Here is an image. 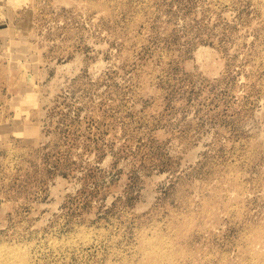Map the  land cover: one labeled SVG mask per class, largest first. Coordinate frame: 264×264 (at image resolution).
<instances>
[{"label":"rangeland","instance_id":"rangeland-1","mask_svg":"<svg viewBox=\"0 0 264 264\" xmlns=\"http://www.w3.org/2000/svg\"><path fill=\"white\" fill-rule=\"evenodd\" d=\"M0 20V264H139L187 209L212 214L195 264H232L233 221L264 211V0H0Z\"/></svg>","mask_w":264,"mask_h":264},{"label":"clouds","instance_id":"clouds-1","mask_svg":"<svg viewBox=\"0 0 264 264\" xmlns=\"http://www.w3.org/2000/svg\"><path fill=\"white\" fill-rule=\"evenodd\" d=\"M260 140L264 142V135ZM259 146L264 149V143ZM261 195L264 196V192ZM204 216L208 220L212 218V214L206 211L199 215L190 209L174 211L164 225L151 227L138 236L134 251L139 257V264H188V261L195 264L194 258L200 254V250L189 248L187 241L194 230V219ZM233 223L239 231L232 242L235 251L227 259L232 264H264V211L252 218L238 216ZM206 226L210 225L206 222ZM215 232L216 229L212 228L211 232H205L204 235L210 239Z\"/></svg>","mask_w":264,"mask_h":264},{"label":"crops","instance_id":"crops-1","mask_svg":"<svg viewBox=\"0 0 264 264\" xmlns=\"http://www.w3.org/2000/svg\"><path fill=\"white\" fill-rule=\"evenodd\" d=\"M4 27H5V26H2V21L0 20V36L3 35V37H4L5 34H6V30H5ZM3 41H4V40H3V38L1 37V38H0V43L3 42Z\"/></svg>","mask_w":264,"mask_h":264}]
</instances>
